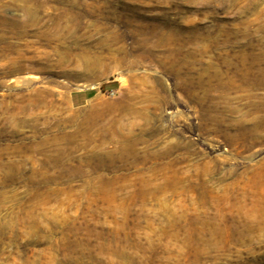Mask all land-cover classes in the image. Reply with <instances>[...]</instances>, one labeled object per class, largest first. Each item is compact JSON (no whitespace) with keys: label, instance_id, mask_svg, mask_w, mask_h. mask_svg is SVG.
I'll use <instances>...</instances> for the list:
<instances>
[{"label":"rangeland","instance_id":"obj_1","mask_svg":"<svg viewBox=\"0 0 264 264\" xmlns=\"http://www.w3.org/2000/svg\"><path fill=\"white\" fill-rule=\"evenodd\" d=\"M0 264H264V0H0Z\"/></svg>","mask_w":264,"mask_h":264},{"label":"crops","instance_id":"obj_2","mask_svg":"<svg viewBox=\"0 0 264 264\" xmlns=\"http://www.w3.org/2000/svg\"><path fill=\"white\" fill-rule=\"evenodd\" d=\"M89 91L84 90L82 92H77L74 93L73 96L71 97V101L75 105L82 104L84 101H86L89 98Z\"/></svg>","mask_w":264,"mask_h":264}]
</instances>
